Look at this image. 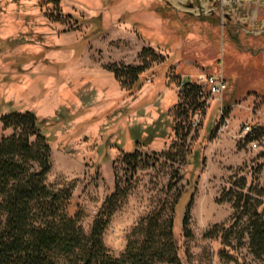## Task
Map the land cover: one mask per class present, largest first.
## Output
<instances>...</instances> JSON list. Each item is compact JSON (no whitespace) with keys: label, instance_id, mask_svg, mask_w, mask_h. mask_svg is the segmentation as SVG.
I'll return each instance as SVG.
<instances>
[{"label":"rangeland","instance_id":"rangeland-1","mask_svg":"<svg viewBox=\"0 0 264 264\" xmlns=\"http://www.w3.org/2000/svg\"><path fill=\"white\" fill-rule=\"evenodd\" d=\"M109 66L144 69L139 87L127 90ZM199 75L225 81L222 133L220 102L205 87L193 100L178 92V78ZM26 111L50 147L46 183L70 189L68 213L85 233L114 183L128 185L102 236L110 255L185 188L174 216L179 264H259L228 229L231 204L217 200L241 176L264 188V0H0V116ZM242 125L260 135L241 139Z\"/></svg>","mask_w":264,"mask_h":264},{"label":"trees","instance_id":"trees-1","mask_svg":"<svg viewBox=\"0 0 264 264\" xmlns=\"http://www.w3.org/2000/svg\"><path fill=\"white\" fill-rule=\"evenodd\" d=\"M47 1L57 3L58 0ZM108 71L130 91L139 87V77L144 69L126 67V72L122 73L109 66ZM177 86H180V95L187 99L205 95L198 85L183 78H178ZM228 107L224 106L226 112ZM172 129L176 134V126ZM259 135L260 131L256 130L245 139L251 141ZM137 155L134 151L125 154L124 158L135 160ZM50 168V147L39 129L37 117L29 111L1 115L0 264L180 263L173 229L175 208L185 188L177 192L166 210L157 208L141 218L131 229L124 250L118 256H112L104 246L102 236L120 200L127 195L128 185L114 183L87 234L79 224L80 214L68 213L70 189H54L46 183ZM255 181L254 178L247 181L241 176L235 182H229L217 202L231 204L233 221L228 229H236V242L246 241L254 259L264 264V188ZM191 197L190 194L181 219L183 236ZM214 236L210 231L203 235L207 239L219 238L224 247H229L227 240L224 241V233Z\"/></svg>","mask_w":264,"mask_h":264},{"label":"built area","instance_id":"built-area-1","mask_svg":"<svg viewBox=\"0 0 264 264\" xmlns=\"http://www.w3.org/2000/svg\"><path fill=\"white\" fill-rule=\"evenodd\" d=\"M194 84L198 85L203 92V87L206 88V95L209 99L211 100H216L220 102L219 104V124L216 126V132L217 133H222L224 128L228 126V119H227V112L224 108V106L221 105V99H222V94L223 91L226 87L225 81L222 76L217 75V76H206V75H199L196 80H194ZM180 89V86L178 87V90ZM199 111H197V114ZM256 129L255 127L251 125H242L240 128V138L244 139L243 137L247 134L252 135L253 132H255ZM259 144L254 140L251 143V148L255 149L258 148Z\"/></svg>","mask_w":264,"mask_h":264}]
</instances>
